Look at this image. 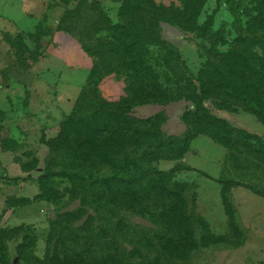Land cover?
I'll return each instance as SVG.
<instances>
[{"label":"trees","instance_id":"obj_1","mask_svg":"<svg viewBox=\"0 0 264 264\" xmlns=\"http://www.w3.org/2000/svg\"><path fill=\"white\" fill-rule=\"evenodd\" d=\"M119 1L120 21L115 23L100 1L56 0L65 10L58 31L76 39L93 61L112 58L130 78L132 90L122 102L105 101L96 96L98 76L92 69L57 136L42 141L50 150L44 172L37 173L38 159L34 168H24L44 181L42 194L34 200L8 199V206H25L44 194L54 200L60 194L57 180L68 183L78 206L58 212L51 221L45 260L32 256L20 264H128L130 255L137 264L188 262L199 247L195 223L207 234L210 226L196 213L198 188L191 193V186L176 181L179 172L189 169L178 166L166 171L161 164L184 162L199 137L223 147L238 174L227 183L216 180L222 186L233 231L240 232L231 190L245 188L264 198V135L237 128L210 110L211 104L220 111L244 112L264 126V0H256L257 14L248 24L242 19V10L233 2L228 4L235 18L232 41V32L227 35L223 28L215 30L212 18L199 25L208 0H179L180 8L159 6L154 0ZM78 8L99 12L100 22L76 19ZM164 25L184 37L193 35L209 43L202 48L203 63L196 74L182 52L164 39ZM36 32L26 36L38 46V54L31 60L38 63L53 34L42 27ZM25 34L21 32L16 41L8 37L7 43L17 52L19 64L28 67ZM178 102L185 104L182 135L165 130L164 113L134 114L142 106L166 107ZM133 217L155 227L136 225ZM6 258L1 254L0 264H11Z\"/></svg>","mask_w":264,"mask_h":264},{"label":"rangeland","instance_id":"obj_2","mask_svg":"<svg viewBox=\"0 0 264 264\" xmlns=\"http://www.w3.org/2000/svg\"><path fill=\"white\" fill-rule=\"evenodd\" d=\"M97 1H100L113 22L118 23L120 21L121 4L119 0ZM154 1L159 6L181 7L179 0ZM232 2L242 10V19L245 24L252 21L257 14L258 5L256 0H208L199 18V25H203L209 18H212L215 30L223 28L226 30L227 35L232 32V37H230L232 41L236 37L234 32L235 18L231 14L228 5ZM78 9H80L78 10L79 16L76 19L83 22L88 20L95 24L100 22V13L94 9ZM63 11L65 14V10ZM51 17L45 16L41 24L46 33L53 34L51 51H55V55L69 59L72 66L76 69L81 68L85 64L84 57L82 54H72L73 45L69 47L67 34L65 35V33L58 31L55 21L57 14L51 15ZM20 34L21 32L16 31L14 28L11 32L0 31V76L5 84L7 81L4 78L8 79L11 73L22 74L38 67L37 62L31 61L38 54V46L26 36L27 34H25V42L30 54L27 53L25 59L29 61L28 67L19 64L16 59L17 52L7 43L8 37L16 41ZM33 34H37V32ZM163 37L182 52L190 70L196 74L203 63L202 48L204 46L209 47V43L193 35L184 37L178 30L165 25L163 26ZM48 50L49 48L45 50V53ZM43 52L42 50L41 53ZM44 54H41L39 61L42 60ZM162 59H165L164 56ZM91 60L93 70H96V75L98 76L96 96L110 103H119L131 95L130 78L125 71L118 67V64L112 58L94 61L91 58ZM64 70L67 71L65 67ZM80 94L81 92L78 93L76 98L69 96L68 101L65 102L67 114L63 118H57L55 114L48 117V121L41 128L43 134L39 133V128L30 130L29 127H24L26 129L25 132L31 131V135L20 146H16L12 142L13 124L7 121V118H10L8 114L11 113L0 112V143L4 144L5 151L15 149L16 154L13 158L19 164L17 168H14L13 165L7 166L8 171H6L9 177L19 179L8 178L6 179L7 182H0V191L5 196V201L7 199L22 198L34 200L39 194H42L41 187L44 181L37 176H31L24 168L29 170L34 168L38 159L37 172H44L50 150L48 147L42 148L41 141L43 139L40 141L38 137L48 140L57 136L60 124L67 116L72 114ZM52 95L54 103L57 105V98L63 94L61 92H53ZM210 110L217 117L226 118L237 128L247 130L253 134L264 132L263 124L255 116L244 112L220 111L211 104ZM33 111L37 112V110L32 108L31 112ZM159 113H164L166 116L167 124L165 130L168 133L182 135L185 132V128L181 123V117L185 113V104L183 103H172L166 107L146 105L134 110V114L138 117H150ZM40 117L43 118V121L46 120L45 117ZM15 133L19 138L23 137L22 132L15 131ZM178 166L187 167L189 170L179 172L176 176V181L191 186V193H194L195 189L198 188L196 192L199 198L196 213L203 217L210 226V233L207 234L198 223H195V235L199 247L188 262L181 264H264V198L245 188H233L229 197L240 232L233 231L228 222L222 200V186L215 181L223 180L224 183H227L228 181L236 180L238 177V174L234 171L233 164L228 163L227 151L209 138L199 137L193 142L191 151L184 162H163L161 169L169 171L178 168ZM4 173V170L0 171V176H3ZM55 183L60 194H56L54 200L51 201L45 198V194L35 200V202L20 207L8 206L6 202L5 206L2 207L3 204L0 201V244H2L0 255L7 257L6 261L9 260L11 264H20L23 260L32 256L43 262L48 249L51 221L58 212L67 213L78 206V201L69 193L71 187L68 183L64 180H57ZM60 196L63 198L59 199ZM131 220L136 225L140 224V222L143 223L145 228L155 227L153 223L141 221L139 218L133 217ZM77 228L74 227V229ZM129 244H132L131 247L133 248L132 239H129ZM131 247L130 251L133 250ZM19 252L23 254V259L20 258ZM103 254L105 257L108 255L106 251ZM130 256L127 260L128 264H137L134 257Z\"/></svg>","mask_w":264,"mask_h":264},{"label":"crops","instance_id":"obj_3","mask_svg":"<svg viewBox=\"0 0 264 264\" xmlns=\"http://www.w3.org/2000/svg\"><path fill=\"white\" fill-rule=\"evenodd\" d=\"M63 10L61 6L56 4V0H0V31L11 32L14 28L18 32L33 34L37 28L41 27L45 16L51 17L54 14H57L55 21L58 26L64 15ZM66 37H68L69 47L73 45V53H71L74 55L82 54L84 57L85 64L81 68L76 69L69 59L55 55V51H51L53 43L50 41L49 50L37 63L38 67L22 74L11 73L6 84L0 76V112L11 113L8 114L10 118H7L8 123L13 124L12 131L14 132L11 138L17 141L19 145L31 135V131L25 132L24 127H29L30 130L39 128V133L43 134L41 128L48 121V117L55 114L57 118H63L67 114L65 102L68 101L69 96L78 97V93L82 91L92 72L91 58L84 53L76 39L69 35ZM64 67L67 71L64 70ZM53 92L63 94L57 98V105L54 103ZM32 108L37 112H31ZM40 116L45 117L46 120L43 121ZM15 131L22 132L23 137L19 138ZM257 135L263 136L264 132ZM38 138L40 141L41 139L44 140L42 137ZM42 141V148L45 149L47 146ZM15 154L16 151L3 150L0 143V171H5L4 175L0 176L1 183L7 182L6 179L8 178L19 179L9 177L6 172L9 165H13L14 168L19 167L13 158ZM207 179L214 180L212 178ZM0 197H2L0 201L4 207L8 199L5 201V196L2 195L1 191Z\"/></svg>","mask_w":264,"mask_h":264}]
</instances>
